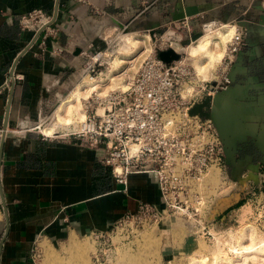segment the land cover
Here are the masks:
<instances>
[{
  "label": "crops",
  "instance_id": "1",
  "mask_svg": "<svg viewBox=\"0 0 264 264\" xmlns=\"http://www.w3.org/2000/svg\"><path fill=\"white\" fill-rule=\"evenodd\" d=\"M253 5L250 0L233 5L220 0H90V6L72 0H0V264H37L40 242L60 245L109 232L134 214L139 202L162 208L154 175L133 174L126 185L118 184L101 161L102 147L66 138L72 130L57 129L48 137L40 129L86 80L87 57L107 44L103 36L119 27L156 37L185 8L196 10L194 17L224 15V25L245 22V46L228 86L234 110L227 107V128L233 130L225 136L230 149L223 171L233 186L221 194L214 223L251 219L245 208L250 202L255 208L264 194V12ZM34 10L49 15L50 28L56 30L44 49L37 33L19 26V18ZM54 50L61 53L54 55ZM222 201L227 205L221 208Z\"/></svg>",
  "mask_w": 264,
  "mask_h": 264
},
{
  "label": "built area",
  "instance_id": "2",
  "mask_svg": "<svg viewBox=\"0 0 264 264\" xmlns=\"http://www.w3.org/2000/svg\"><path fill=\"white\" fill-rule=\"evenodd\" d=\"M72 1L90 6V0ZM221 1L229 4L238 0ZM257 1H260L264 12V0H250L252 4ZM193 18L184 17L169 23L174 26L171 31L180 37V40H173L175 43H189L206 24L221 21L215 18L204 22L201 16L198 23L192 24L190 21ZM51 23V17L41 10L31 11L19 18L22 31L39 32L42 49L47 37L56 33L54 28H50ZM180 29L184 30V39L176 32ZM154 44V53L142 61L127 91L113 93L109 98L110 106L102 115L88 106L87 118L81 129L66 134V138H80L87 147H102L104 157L101 161L111 168L118 184L126 185L127 177L133 174H151L156 178L162 208L139 202L136 212L124 216L109 232L91 234L95 243L102 238L111 243L113 240L120 242L122 237L118 236L123 227H129L132 237L137 240L146 228L157 226L162 219L170 216L182 219L190 228L189 232L212 238L211 224L218 216L217 205L224 193L220 192L218 199L207 196L204 181L213 167L229 178L223 171V144L210 119L189 113L205 97H211L231 84L229 73L245 46V33L242 27L237 29L228 43L225 57L212 71L209 80L199 79L194 74L190 64L183 59L185 54L178 53L171 41L160 37ZM169 49H174L179 58L165 63L157 53ZM60 53L61 50L53 51L54 55ZM101 55L96 53L91 58L88 71L94 72L96 65L101 66ZM96 56L97 61L94 60ZM20 78L15 76L13 80ZM222 180L225 181V178ZM258 207L264 212V198H261ZM113 233L115 236L111 237Z\"/></svg>",
  "mask_w": 264,
  "mask_h": 264
},
{
  "label": "bare ground",
  "instance_id": "3",
  "mask_svg": "<svg viewBox=\"0 0 264 264\" xmlns=\"http://www.w3.org/2000/svg\"><path fill=\"white\" fill-rule=\"evenodd\" d=\"M222 26L223 25L221 23L218 26H216L215 29L213 30L216 32H213L212 34H210L212 36L211 40L203 45L201 43V40L205 36L204 29L198 32L200 34L194 40H192L193 45H190L189 47L184 46L185 43L183 42L175 43L173 40H180L179 39L180 37L175 35L172 31L167 32L161 38L164 41H167V40L171 41L172 47L178 53L185 54L187 52L188 55L185 54V57H183V59H185V61L190 64V66L193 69L194 74L199 79H200L199 76H201L203 77V80L204 79L209 80L212 76L211 74L212 71L210 72V70L213 67H216L215 65L218 64V63L216 64V62L220 63V61L223 60L222 59L223 56L221 55L223 52L226 53L224 49L233 36V35H230L232 29L234 28L237 31L236 26L228 25V24L224 25L223 27ZM127 32H131V33L127 34V36L124 37L125 47L120 49L117 56L110 63L107 77L106 78H101V77L95 78L93 76L87 75L86 79L88 80H86L85 82L77 86L73 90L70 99L64 102L63 105L60 107V109L57 111L55 118H54L55 124L61 125V123L63 122H66L68 124L69 123L75 124L78 122L84 123L87 118V114H86L87 107H85L86 104L83 105V100H85V103L86 102L89 103L90 107L93 106L94 102L96 103V101H99L100 108L96 109V112L98 115H102L103 113H101L100 111L103 110L104 112L107 108H109L110 106L109 98L112 96L113 93L127 91L132 79L130 77V82L127 84L126 79L128 78L126 77L125 79L126 81H125L123 80V77L128 75L129 70L130 71L135 70L133 67H132L133 70L129 68L136 61L138 62V65L140 66V64L142 63V61L140 60L142 58L145 59L146 56L149 57L154 53L153 47L151 46V43H150L151 37H152L151 35H150L151 37L147 35H140L130 30ZM157 40L159 39L155 37V42ZM106 53H102L101 55V59H100L101 65H105L106 62L104 61H107V58H108L107 56H109V53L107 56H106ZM193 53H195V55H193ZM188 56L191 59L192 58L195 59L194 67L190 63L191 59ZM220 57L222 58L220 59ZM94 60L97 61L98 56H96ZM136 64L137 63H135V65ZM138 65L136 66L139 68ZM118 86L124 88L125 90H122V89L116 90L117 89L116 87ZM114 88H116L115 91H111ZM93 95L95 96L91 97ZM213 96H214V100L217 98L219 102L224 101L223 99L219 97V95L215 93H213ZM90 100H92V102H90ZM221 114L219 115V120L222 122V124H225L223 123V120L221 119ZM223 114H225V112H223ZM82 124H81V127H82ZM53 126H56V125H53ZM77 127L74 126V128H77ZM55 128L54 127H50L47 129L44 128L45 129L44 133L46 135H49L48 137H50L51 135H55ZM211 234H212V238L210 242H212V247L210 248L207 247L206 245L207 243L202 244L203 241L200 239L201 237L200 238L196 237L194 233H191V235L187 236L188 241L198 242V248L195 251H193L190 256H188L187 264H264V235L259 234L257 228H255L254 225L250 223L249 224L241 223L238 227L235 226V228L229 225L227 227L217 226L211 230ZM77 241L78 240H76L75 237L70 239L69 247L76 254L73 255V258H72L73 260H71L68 264H80V262H77V260L87 250L86 246L83 247L79 245ZM43 249H44V253L47 254L49 258L53 257L52 256L53 253L51 249H49L47 246H44ZM125 252L127 256L130 255L128 250H126ZM125 252L123 251V254H125ZM117 256H114L115 262H117L118 264H127L124 258L121 257V253L118 257ZM129 257H131L129 258L131 260L132 255ZM52 259L54 260V262H56V264H63V262L58 261L56 257ZM129 259H128V262H130Z\"/></svg>",
  "mask_w": 264,
  "mask_h": 264
},
{
  "label": "rangeland",
  "instance_id": "4",
  "mask_svg": "<svg viewBox=\"0 0 264 264\" xmlns=\"http://www.w3.org/2000/svg\"><path fill=\"white\" fill-rule=\"evenodd\" d=\"M244 1L245 0H238L237 2H234V3H229V4L222 3V4L223 5H231V4L233 5L235 3L239 4V3L244 2ZM199 18L200 17H195V18L191 19L190 22L192 24H196V23H198ZM215 18H220V20H221L219 22H216L215 26H218L221 22L227 20V17H224V15H223L221 17H214V18H212L210 16H206L205 18H203V21L209 22V21L214 20ZM222 25H224V24H222ZM235 25H237V24H234V26ZM117 28H118L117 30L113 31L112 33H109L108 36H103L101 38L102 42L107 43L104 45V47H101L99 50H95V52H93L91 55H89V57L84 56V57H87L86 62L89 63V66H90L92 64L91 58H93L96 53L110 52V54L107 58V61H104V62H106L105 65H101L100 67H98L96 65L94 68V72H90L88 70L85 71V76L90 75V76H93L95 78H100V77L106 78L107 77L108 69L110 67V63L117 56L120 49L125 47L124 37H126L127 34H130V32L124 31L123 29H120L119 27H117ZM172 28H174V26L167 24L166 26H164L160 30L156 31L154 35L156 36L157 39H159L160 37L164 36V34L166 32L171 31ZM238 28H239V26H238ZM176 32H177V34H181L182 37L184 36V30L180 29ZM213 32H216V31H213ZM146 34H148V33H146ZM107 37H109V38H107ZM183 39H184V37H183ZM150 43H151V46L154 48L155 37H151ZM180 43H182V42H180ZM183 43H185L184 46H189V45L193 44L192 41L189 43H187V42H183ZM157 44H159V41L157 42ZM227 46H228V44H227ZM227 46L224 49L225 52H227V50H226ZM159 53L160 52L158 51L157 54H159ZM185 54H187V52ZM225 55H226V53L223 52L221 56H223V58H224ZM145 58H147V56ZM221 58L222 57H220V59ZM143 59L144 58H142L140 61H144ZM194 60L195 59L192 58L191 62H190L193 65V67H194ZM221 62L222 61H220V63ZM100 63H101V61H100ZM135 63H137L136 65H138L137 61ZM135 63L129 68L131 70H133V68H134L135 70H133V71L129 70L128 75L123 77V80H125L126 77L128 78V79H126L127 81L125 80L127 82V84L130 82V77H131V79H133V77L135 76V72H137L136 70H138V67L135 65ZM217 63L220 64L219 62H216V64ZM134 65L137 69L134 67ZM217 65H215V66H217ZM213 68H216V67H213ZM213 68L210 70V72L214 70ZM199 77H200V79H203V77H201V76H199ZM86 80H88V79H86ZM85 81H82V82H85ZM125 81H123V82H125ZM116 88H114L111 91H115V89L116 90H119V89L125 90L124 88L119 87V86ZM94 96L95 95H93L91 97H94ZM92 100H90V102H92ZM215 100L218 101L217 98ZM85 104H86L85 107L89 106V103H87V102L85 103V100H83V105H85ZM85 107H84V109H85ZM91 108H92L93 112L96 109H99L100 108L99 107V101H96V103L94 102L93 106ZM228 109L229 108L226 109L225 114H223V113L221 114V119L223 120V123H225V124H223L225 128L228 127V125H227L228 116L227 115L229 114V111H230ZM100 112L103 113V110H101ZM54 118H55V116L49 118L48 121L46 123H44L45 126L42 127L40 129V131L44 133V130L47 128H50V127H54V128L56 127L55 130L59 129V130H64L66 132H69L70 129L79 131L81 124L83 123V122L82 123L78 122L75 124L74 123L68 124L66 122H63V123H61V125H57L54 123ZM53 125H56V126H53ZM70 125H71V127L72 126L73 127L71 128ZM74 126L75 127L79 126V127H77L78 128L77 129V128H74ZM222 178H225V181H223ZM204 182L207 185V188L205 189L206 195L212 196L215 199L219 198L220 192H222V193L228 192L227 188L233 186L232 182L230 180H228V178L224 177L223 173L222 172L220 173V170L216 169V168H212L209 171V173L207 174V178L205 179ZM263 186H264V184H263ZM260 191L262 193H264V188H262ZM261 198H264V194L255 203V208H253V205L251 202L245 208V210H244L245 215H247V216L251 215L250 220H247L246 218L243 217V220H241V222H239V223L235 222V220H233V221H230L228 223L225 222L224 225H222V223L219 222V223H214V227H217V226L227 227L229 225V226H232L235 228V226L238 227L241 223L242 224L243 223L244 224L250 223V224L254 225L255 228H257L259 234L264 235V212L259 211V207H258V204H259ZM214 202H215V200H214ZM222 205L225 207L227 205L226 201H222V203L220 205L221 208L223 207ZM2 221H3V213H2L1 206H0V225H1ZM214 227L210 228V233ZM189 231H190V228L187 226V224L182 219H180L179 217H176V216H170L168 218L162 219V221L159 223V225L150 227L149 229L146 228L144 231L141 232L142 234L137 238V240L132 237L131 230L129 227H123V230L120 231V234L118 237H122V240L118 243L114 242V240H113V243H111L110 241L106 240L107 238L97 239L96 243H95L94 242L95 239H93L90 236L77 237L76 240H78L77 241L78 244L83 246V247H85V246L87 247L86 252L83 253L78 258L77 262H80V264H81V262H82V264H84V263L85 264H118L117 262H115L114 256H117V255L119 256L121 253V257L124 258V260L127 262V264H146V263L147 264H187L188 256H190L192 254V252L198 248V242L197 241L196 242L188 241L186 236L190 235ZM114 236L115 235L113 233L111 235V237H114ZM196 237H198V238L201 237L200 239L203 242L200 239L199 240L202 242V244L207 243L206 245L208 248L212 247V242H210L211 238L208 239V238H205L204 236H201V235L200 236L196 235ZM115 241H119V240L115 239ZM69 244H70V241H66V243L60 244V245H50V244H47L44 242L43 243L40 242L37 251H35L37 264H54V263L56 264V262H54V260L52 259L54 257H56L58 259V261L63 262V264H68L71 260H73L72 259L73 255L76 254L75 252H73L70 249ZM44 246H47L49 249H51V251L53 253L52 258H49L48 255L44 253V249H43ZM148 247H150V248H148ZM126 250H128V252L130 254L129 256L132 255V259H131L132 261L129 259L131 257L126 255V252H125ZM123 251L125 252V254H123ZM126 257L130 260V262H128V259ZM96 259H97V261H96ZM51 260H52V262H51Z\"/></svg>",
  "mask_w": 264,
  "mask_h": 264
},
{
  "label": "water",
  "instance_id": "5",
  "mask_svg": "<svg viewBox=\"0 0 264 264\" xmlns=\"http://www.w3.org/2000/svg\"><path fill=\"white\" fill-rule=\"evenodd\" d=\"M256 3L258 4V6L254 4L253 7H255L257 11L263 12L260 7V1H257ZM197 14L198 12L196 10L192 8H185L183 11L178 13V15L173 17L172 22L184 19V17H193L194 15H197ZM261 19L264 20V16ZM237 24L239 25V27L243 28L244 33L246 35L245 22H243L242 20L238 22ZM37 34L39 35V32ZM199 34L200 33H196L195 35L192 36L191 39L194 40ZM158 58L165 63H170L173 60H177L179 56L173 50L169 49L167 51L160 52L158 54ZM229 80L231 83L232 82V70L229 73ZM215 94L219 95V97L223 99L224 101L223 102L221 101L220 103L219 101L214 100V96H211V97L207 96L199 104L194 105L193 108L190 110L189 114L192 116L199 115L200 117L204 119H210L212 121L213 125L215 126L218 132L221 142L223 144L224 157H226L230 148L228 147L225 136L228 134H231L233 128L232 129L230 127L225 128L222 122L219 120V115L225 112L227 107L232 108L233 110H234V107L230 103V99H229L230 93H229L228 87L224 90L216 91ZM5 125H7V118L5 120Z\"/></svg>",
  "mask_w": 264,
  "mask_h": 264
},
{
  "label": "clouds",
  "instance_id": "6",
  "mask_svg": "<svg viewBox=\"0 0 264 264\" xmlns=\"http://www.w3.org/2000/svg\"><path fill=\"white\" fill-rule=\"evenodd\" d=\"M215 27H216L215 23H210V24H207L204 26L205 36L201 40L202 45L206 44L208 41L211 40L212 36L210 34L213 33V30L215 29ZM235 31L236 30L233 28L230 35H234ZM216 34H218V33H216ZM173 51H175V50L173 49ZM193 55H195V53H193Z\"/></svg>",
  "mask_w": 264,
  "mask_h": 264
},
{
  "label": "flooded vegetation",
  "instance_id": "7",
  "mask_svg": "<svg viewBox=\"0 0 264 264\" xmlns=\"http://www.w3.org/2000/svg\"><path fill=\"white\" fill-rule=\"evenodd\" d=\"M222 24V23H221Z\"/></svg>",
  "mask_w": 264,
  "mask_h": 264
}]
</instances>
